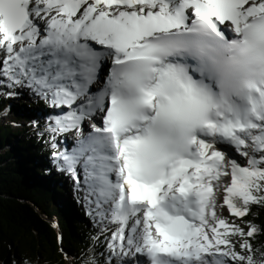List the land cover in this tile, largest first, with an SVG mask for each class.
<instances>
[{"label": "snow or ice", "instance_id": "obj_1", "mask_svg": "<svg viewBox=\"0 0 264 264\" xmlns=\"http://www.w3.org/2000/svg\"><path fill=\"white\" fill-rule=\"evenodd\" d=\"M20 89L98 228L84 264H264V0H0Z\"/></svg>", "mask_w": 264, "mask_h": 264}, {"label": "trees", "instance_id": "obj_2", "mask_svg": "<svg viewBox=\"0 0 264 264\" xmlns=\"http://www.w3.org/2000/svg\"><path fill=\"white\" fill-rule=\"evenodd\" d=\"M8 100L0 96V114ZM31 104L51 111L40 98ZM26 119L21 128L17 117L16 128L0 122V264H67L65 253L84 264L98 228L77 185L58 172L47 124L34 126L33 114ZM252 211L256 223H264V208Z\"/></svg>", "mask_w": 264, "mask_h": 264}, {"label": "rangeland", "instance_id": "obj_3", "mask_svg": "<svg viewBox=\"0 0 264 264\" xmlns=\"http://www.w3.org/2000/svg\"><path fill=\"white\" fill-rule=\"evenodd\" d=\"M17 91H19L21 94L18 96H15V97H8L10 100H8L9 102L7 103V106L5 108V110L7 109L8 111L6 113L4 111L0 114V118H1L0 122L2 124H5V125L6 124H13V128H16V126H17L14 124V120H12L13 117H17V118H18V116L23 117L21 119H20V117L18 118V121H20L19 126L21 128L24 125L27 126L26 123H28L27 120H24V117H26L31 112H34L36 114V113H38V110H39V108L36 107L35 105L30 106V105H32L31 102H33L34 99H38L39 97L35 96L34 94H32L27 89H20ZM42 122L43 121L40 119L36 122V124H38V123L40 124ZM36 124H33V125L35 126ZM28 126H29V124H28ZM33 130L35 131L36 128L31 129V131H33ZM63 139H65V137H63ZM63 139H61V140H63ZM73 141H74V137L71 134H68L67 135V143L69 145H71L70 143H72ZM57 169H58V172L65 173L69 177V180L71 181V183H74L76 185L75 181L73 180V178L71 177V175L69 173H67L65 171H61L58 167H57ZM50 173H51L52 177H55L56 174H54L55 172L52 169H51ZM61 182L65 183V181H61ZM76 194L81 195V198L83 199L84 193L80 188H79V192ZM223 215L224 216L229 215L226 209L223 210Z\"/></svg>", "mask_w": 264, "mask_h": 264}, {"label": "bare ground", "instance_id": "obj_4", "mask_svg": "<svg viewBox=\"0 0 264 264\" xmlns=\"http://www.w3.org/2000/svg\"><path fill=\"white\" fill-rule=\"evenodd\" d=\"M41 109H39L38 110V113H36L39 117H46V119H47V114H46V112H44L43 110H41ZM73 143V142H72ZM72 143H70V144H72ZM62 148H61V150H63V146H61Z\"/></svg>", "mask_w": 264, "mask_h": 264}]
</instances>
